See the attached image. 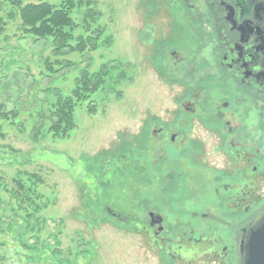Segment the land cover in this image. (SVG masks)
<instances>
[{
  "label": "rangeland",
  "instance_id": "1",
  "mask_svg": "<svg viewBox=\"0 0 264 264\" xmlns=\"http://www.w3.org/2000/svg\"><path fill=\"white\" fill-rule=\"evenodd\" d=\"M40 1L58 6L65 0ZM159 1L169 0H94V21L87 23L91 30H101L97 48L55 57L50 39L26 37L17 17L7 19L12 9L0 0V17L5 22L0 33V230L6 229L3 223L14 211L24 216L12 195L13 181L32 187L31 176H35L38 204L46 205L37 215L44 227L23 237L30 250L35 246L44 254L29 260V251L4 231L0 232L2 264H56V260L186 264L174 263L171 255L176 250L164 249L143 230L145 207L160 202L155 184L147 187L141 179L143 152L158 153L160 145L158 137L149 136L146 123L157 127L171 117H190L179 110L186 92L183 75L176 73L178 81L173 80L175 71L169 73L166 67L168 50L159 51L167 37L162 33L169 26L164 10L157 7ZM38 2L24 0L25 4ZM85 12L84 6L73 10L72 18L79 26L75 37L86 36L82 30ZM66 62L71 65L65 67ZM104 65L105 84L75 109L76 128L66 139L53 138L46 132L48 123L40 122L38 115L46 113L57 94H70L82 70L92 73ZM89 101L93 114L87 112ZM11 110L16 117L1 120V112ZM34 127L40 130L37 137ZM200 203L204 202L196 204ZM51 251L58 253L55 260ZM211 253L203 248L196 257L209 258ZM177 257L195 255L182 251Z\"/></svg>",
  "mask_w": 264,
  "mask_h": 264
},
{
  "label": "flooded vegetation",
  "instance_id": "2",
  "mask_svg": "<svg viewBox=\"0 0 264 264\" xmlns=\"http://www.w3.org/2000/svg\"><path fill=\"white\" fill-rule=\"evenodd\" d=\"M157 4L169 25L159 51L168 50L172 79L183 75L179 110L190 117L146 123L160 145L143 152L141 179L160 202L145 207L143 230L176 250L174 263L242 264L264 215V0ZM203 248L211 257H196Z\"/></svg>",
  "mask_w": 264,
  "mask_h": 264
},
{
  "label": "trees",
  "instance_id": "3",
  "mask_svg": "<svg viewBox=\"0 0 264 264\" xmlns=\"http://www.w3.org/2000/svg\"><path fill=\"white\" fill-rule=\"evenodd\" d=\"M4 3L10 6L12 11L7 14V19L12 20L15 17L20 21V30L26 37L33 38L36 41L47 40L51 41L52 54L55 57H60L64 54L70 53H84L87 49L95 50L96 44L101 35V30H91L90 25L87 23L88 19L94 21V12L91 9V5L94 4V0H65L58 6L42 2L25 4L24 0H4ZM84 6L86 12L83 18V35L74 36V32L79 28L75 24L72 13L76 8ZM5 22L0 17V33L4 31ZM74 43V45H72ZM60 67L62 63L56 62ZM70 62H66L65 67H69ZM47 70L53 72V67L49 62H45ZM107 65L101 67L98 71L89 73L87 70H82L78 77L75 78V86L70 91V94L66 97H62L60 94L56 95L55 102L47 109L46 113H40L38 115L40 122H47L48 127L46 132L55 139H66L70 133L76 128L74 113L75 109L89 100L90 96L95 94L98 90L103 88L105 84V78L108 74L106 70ZM50 73V72H49ZM88 113H95V108L89 101L87 106ZM9 116L12 120L16 117L15 110H11L9 113L1 112V120H8ZM42 126V124H41ZM36 131V132H35ZM40 130L38 127H34V132L37 137ZM2 137V135H0ZM33 180L32 187H26L22 181L17 180L14 182V189L12 195L17 201V210H21L24 213L22 218L19 217V213L14 211L9 221H5L3 224L6 229H1L0 232L8 231L14 238L24 247L29 253L27 258L29 260H36L39 254L38 249L34 246L30 250L28 245L24 244L23 237L26 233L35 232V228L38 227V231H41L40 226L44 227V223L40 224L37 217L42 208L46 207L45 204H38L41 199L34 190L35 185L38 184L37 178L31 176ZM21 220L19 224L18 221ZM0 222L3 220L0 218ZM39 224V225H38ZM37 238V237H36ZM52 258L55 260V255L58 254L55 251H51ZM3 258L0 259L2 264ZM56 264H67V261H58Z\"/></svg>",
  "mask_w": 264,
  "mask_h": 264
},
{
  "label": "water",
  "instance_id": "4",
  "mask_svg": "<svg viewBox=\"0 0 264 264\" xmlns=\"http://www.w3.org/2000/svg\"><path fill=\"white\" fill-rule=\"evenodd\" d=\"M242 264H264V215L241 247Z\"/></svg>",
  "mask_w": 264,
  "mask_h": 264
}]
</instances>
